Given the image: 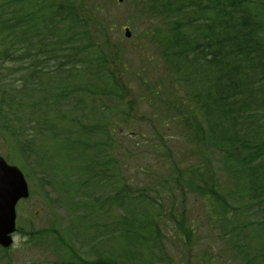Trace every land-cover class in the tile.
Instances as JSON below:
<instances>
[{
	"label": "trees",
	"instance_id": "16d2710c",
	"mask_svg": "<svg viewBox=\"0 0 264 264\" xmlns=\"http://www.w3.org/2000/svg\"><path fill=\"white\" fill-rule=\"evenodd\" d=\"M27 1L36 15L26 21V0H0V119L5 121L0 131L5 133L4 138L15 141L11 147L21 152L23 167L29 165L34 170V166L38 169L39 164H45L49 149L44 157L37 156L43 138L44 144L60 141L61 158L77 164L75 174L84 176L79 179V188H91L93 182H100L101 189L110 185L115 189L98 196L97 207L91 206L80 216L85 221L80 230L89 229L86 239L92 235L96 241L89 239L78 246L79 238L72 236L77 235L73 224L69 240L54 230L51 238L56 237L57 247H66L70 253L61 263L152 264L157 252L152 248L163 244L161 224L166 230L174 228L177 235L183 231L182 240L190 237L186 213L174 209L175 195L171 207L165 210L174 218L165 222L163 204L145 187L134 188L126 176L120 181L109 180L118 175V170H126L111 153L122 147L120 140L131 145V136L147 134L137 132L135 127L121 128L119 134V120L130 127V111L137 103L131 84L122 75L130 62L119 60V68H115L109 38L112 30L105 26L102 8L92 0L88 8V0L86 6L82 0ZM172 1H148L147 11L158 12L161 22L171 25L163 32L167 40L156 37L161 52L158 60L170 65L168 86L160 85V93L148 85L147 100L153 108L156 102L161 107L162 102L166 116L168 111L179 110L176 117L167 119L179 127L180 138L199 156L186 168L174 159L172 164L181 178L176 187L183 199L191 194L203 198L210 224L218 220L235 244L236 261L264 264V0ZM94 32L103 34L104 39ZM113 46L119 50L120 59L123 45ZM138 71L133 72L136 77H140ZM104 82L106 86L101 87ZM104 98L117 102L116 107L123 110L106 115L111 108ZM156 110L157 126H150L153 135L162 140L159 131L166 129L167 121L166 116L159 118ZM144 143L152 147L148 140ZM77 149L83 150V155L77 154ZM214 152L220 154L216 164ZM36 156L40 160L32 163ZM63 161L58 160L56 168ZM115 207H124V213L112 225L102 222L92 233L90 230L97 226L93 218L106 217ZM100 208L102 212L95 214ZM188 227L194 234L195 226ZM38 232L49 234L33 231L25 244L35 243ZM120 237L126 241L123 249L118 244ZM110 242L109 254L106 248ZM95 247L102 248L93 253ZM81 249H85V255ZM90 255L94 257L90 259ZM163 255L160 262L169 261Z\"/></svg>",
	"mask_w": 264,
	"mask_h": 264
},
{
	"label": "rangeland",
	"instance_id": "374dc122",
	"mask_svg": "<svg viewBox=\"0 0 264 264\" xmlns=\"http://www.w3.org/2000/svg\"><path fill=\"white\" fill-rule=\"evenodd\" d=\"M149 0L144 2L143 0H123L119 2L118 0H92V2L98 5L99 8H102V15L106 17V24L109 28V25L112 24L115 28L110 33V40L112 44L123 45L121 57L117 53L119 50L115 46H111L113 55V60L115 61L114 66L116 69L119 68V60L123 61L127 59L130 63L127 64V72L122 73L123 79L127 84L130 85V89L133 90L132 97L137 96V103L133 105L130 111V122L131 126L123 125L122 119L119 120L118 129L123 131L121 128L135 127V130L139 133L146 132V135L143 136H133L131 131L129 136L132 137L131 145L122 143V147L116 148L111 151L117 159H120L121 169L125 168V171L115 169L114 173L117 171V176L110 178L109 180L118 179L122 180L123 176L127 177L128 182L134 188L145 187L148 194H151L154 198L161 201L163 204V214L164 221L168 222V218H171L170 212L166 208L171 207L172 199H175L174 202L177 210V213L180 212L186 213L185 217V226H187L186 232L189 234V239L182 240L183 231L181 235H177V232L174 228L166 230L163 224H161V237L163 244L156 245L152 249L157 252L154 253V263L152 264H245L241 259L238 261L235 260V244L227 234H224L223 227L213 222L210 224L209 216L205 212L207 207L202 201L203 198L191 194L187 198L183 199L180 195L179 189L177 186V181L181 183V178L179 172L172 164L174 159L178 162H182V167L186 168L190 164L196 162L198 157L190 149L191 146H187L184 141L180 138L178 134V126L172 123L171 119H167L168 116L176 117L177 111H168L167 116L165 115L166 108L160 103L156 102L153 108L147 100L150 92L147 86L155 87L159 91V86H163L167 83L166 78L167 70L170 65L164 61L158 60L161 57V52H159V46L156 41V37L165 38L167 40L166 34L163 33L171 24L162 23V16L155 14L154 12H148ZM172 1V0H171ZM17 2V1H15ZM90 0L87 1L89 3ZM144 2L143 12L141 11L142 5ZM82 3L86 6V0H82ZM172 4L173 1H172ZM33 5L28 4L26 0L25 5L23 6V14L26 17L25 20H31L36 14L33 9L30 7ZM84 6V7H85ZM92 6L90 2L86 8ZM171 7V6H170ZM174 7V6H172ZM171 7V8H172ZM90 9V8H89ZM94 10V9H93ZM141 11V13H140ZM131 29V35L127 36L126 28ZM67 31H63V34L66 35ZM158 33H161L157 35ZM93 35H96L100 39H104V35L98 32H94ZM155 40L154 42L151 40ZM147 45L146 47H144ZM139 70V71H138ZM138 71L140 77H136L133 72ZM120 72V71H119ZM121 73V72H120ZM174 75V74H172ZM74 78L73 80H75ZM106 82L101 84V87L106 86ZM166 88V86H163ZM163 87L161 89H163ZM52 90V86L48 88ZM55 93L56 91H52ZM160 92V91H159ZM161 93V92H160ZM164 96V95H163ZM139 98H142L140 100ZM165 98V96H164ZM105 104L111 108L110 112H106V115L112 113L113 115L118 113V111L123 110L122 107L117 108V102L107 101L108 99L104 98ZM159 100V99H158ZM97 107V105H96ZM159 111V118L166 116V125L164 128H160V134L164 137L155 136L152 133L151 126L153 123L157 126V118H154V114ZM128 111V110H127ZM82 114V111L80 110ZM0 124H4L5 121L0 119ZM204 121V120H203ZM205 123V121H204ZM145 130V131H143ZM4 132L0 131V156L4 158H11L13 162L18 161V166L21 168L20 151L11 148V143L15 141L10 138H4ZM171 134V135H169ZM7 135V134H6ZM8 136V135H7ZM9 137V136H8ZM121 137V136H120ZM149 141L152 147H148L144 142ZM45 138L41 140L39 145V150L37 151V156L45 155L46 149H49V157L45 159V164L40 166L37 169L34 166V170L30 169V166L27 165V168L22 167L27 174H29V186L31 190V195L27 200H23L18 205V224L20 227L21 234L16 236L15 245L7 253L0 251V264H6L7 262H12L14 264H62L61 262L67 261L70 257V253L66 247H57L56 237L52 239L51 237L55 235V229L66 239H71L69 235L71 225H74L73 235L79 239L76 240L78 246L80 242L87 241L89 239L96 241L95 237L86 239L88 231H81L80 227L85 223L81 221L80 216L83 215L88 208L91 206L97 207L95 205L98 200V196L101 197L104 193H113L115 189L109 186L103 187L101 189L100 182H93L92 185L95 187L91 188H79L80 177L84 178L83 174L80 176L76 175L77 164L67 162V158H61L59 154L60 141H51L50 143H45ZM138 142L140 143L138 145ZM144 144H143V143ZM142 143V144H141ZM48 145V148L47 146ZM124 145L129 148L125 149ZM68 147H65L66 150ZM131 148V149H130ZM40 151V152H39ZM55 151H57L55 153ZM77 154L83 155V150L77 149ZM33 158L31 162H37V157ZM172 156V159L170 158ZM220 154L214 152L212 155L214 162L216 164L217 158ZM17 157V159H16ZM40 160V158H38ZM63 161L62 166L56 168L57 161ZM20 163V164H19ZM25 163V161H23ZM193 165V164H192ZM196 165V164H195ZM71 180L77 181L76 184L70 182ZM169 180L167 185L162 188L161 186L165 184L166 180ZM122 182V181H121ZM100 185V186H99ZM121 186V183H118ZM97 187V188H96ZM77 188V189H75ZM90 190V192H87ZM118 190V189H117ZM116 190V191H117ZM101 191V192H100ZM183 207L185 211L183 210ZM118 208V207H117ZM111 208L106 217L96 216L93 218V223L97 224L94 227L92 233H96L101 227L100 224L103 222L107 225H112L121 214L124 213V207L122 208ZM74 212L72 215L71 213ZM102 212L101 208L96 211L95 214ZM174 218V217H173ZM87 222V221H86ZM76 223L78 228L76 227ZM81 223V224H80ZM172 225V223H170ZM188 225L195 226L194 234L189 233L190 229ZM46 231L49 234H43L38 232V236L42 235L40 243L35 244L34 241L30 244L24 245L25 235L27 236L30 231ZM103 230V229H101ZM111 231V230H110ZM82 232V233H81ZM105 233H99V235ZM23 234V235H22ZM48 237V238H47ZM47 238V239H46ZM98 241V240H97ZM124 237L119 238L118 244L121 249L125 245ZM112 242L106 248V251L110 254V249L112 247ZM102 247H95L93 253L99 252ZM85 249H81L80 253ZM165 253L169 258V261H161L160 255L164 260ZM108 256H111L109 255ZM5 255V256H4ZM85 255V254H84ZM94 256L90 255V259ZM165 257V258H166ZM65 258V260H64ZM89 262H94L90 260Z\"/></svg>",
	"mask_w": 264,
	"mask_h": 264
},
{
	"label": "water",
	"instance_id": "95a60500",
	"mask_svg": "<svg viewBox=\"0 0 264 264\" xmlns=\"http://www.w3.org/2000/svg\"><path fill=\"white\" fill-rule=\"evenodd\" d=\"M127 30V35L130 36ZM30 190L24 175L0 157V245L8 247L15 231V208L20 199L29 197Z\"/></svg>",
	"mask_w": 264,
	"mask_h": 264
}]
</instances>
